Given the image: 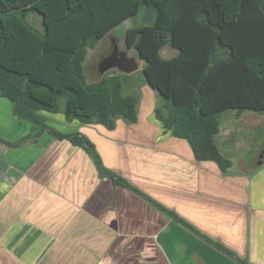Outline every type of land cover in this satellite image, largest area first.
<instances>
[{"label": "crops", "instance_id": "obj_1", "mask_svg": "<svg viewBox=\"0 0 264 264\" xmlns=\"http://www.w3.org/2000/svg\"><path fill=\"white\" fill-rule=\"evenodd\" d=\"M156 106L138 102L137 120L118 117L112 129L58 119L57 113H46L47 124L84 134L105 167L248 264H264V160L250 167L247 147L233 160L245 139L227 131L232 121L215 138L230 167L222 171L213 160H198L187 139L162 128ZM36 130L0 95V139L13 142ZM0 264L237 261L141 195L100 176L84 149L45 130L20 146L0 140Z\"/></svg>", "mask_w": 264, "mask_h": 264}, {"label": "trees", "instance_id": "obj_2", "mask_svg": "<svg viewBox=\"0 0 264 264\" xmlns=\"http://www.w3.org/2000/svg\"><path fill=\"white\" fill-rule=\"evenodd\" d=\"M141 7L153 21L128 27L124 42L144 60L145 82L161 100L155 118L187 139L196 159L213 160L222 171L230 167L215 139L218 114L264 115V0H0V95L13 103L15 116L37 127L13 142L0 140L20 146L45 130L68 140L91 156L100 176L141 195L237 264H248L105 167L87 136L47 124L46 113L61 110L68 121L108 129L118 117L137 120L138 92H124L134 87L130 73L96 69L89 80L86 61L89 49ZM166 45L175 51L170 57L161 55Z\"/></svg>", "mask_w": 264, "mask_h": 264}, {"label": "rangeland", "instance_id": "obj_3", "mask_svg": "<svg viewBox=\"0 0 264 264\" xmlns=\"http://www.w3.org/2000/svg\"><path fill=\"white\" fill-rule=\"evenodd\" d=\"M32 15L36 17V19L33 20V23L37 26H40L39 17L36 14H31V16ZM152 21H153V14L148 13L144 7H141V9L139 10L136 16L129 17L126 20H124L120 25H118L116 28L112 30L111 34L106 35L95 48L89 49L87 55V61H86L87 78L90 80L95 77L94 74H95V70L97 69L96 61L97 59L100 58L102 53L108 51L109 46H112L111 44L112 38L117 40L119 47L121 49H125L124 39H125L126 29L130 26L147 24V23H151ZM128 50H129L128 52L129 55H134L137 57L136 51L134 49L129 48ZM174 53H175L174 49H171L167 45L161 49V55L163 57H170ZM137 62H138V69L130 73V77L134 81V87L131 89H126L124 92H129V91L138 92L139 95L138 102L141 104V107H143V103H145V101L147 100L150 101L152 100L155 104L159 105L161 102L160 98L154 96L146 86L148 84L145 82L144 75L141 71L144 61L137 57ZM61 107H62V102H61ZM60 117L61 118L64 117L62 110L55 115V118L60 119ZM218 120H219L220 128H222L223 132L226 131L224 127L225 124H229L230 123L229 121H232L231 124L228 126L227 131L228 132L230 130L235 131L233 133L234 135L237 136V138H239V136H244L245 140L240 141L242 145H240L237 151L233 153L234 161H236V159L239 158L241 152L244 151L246 147L252 148L250 152V154H252L251 160L254 154L256 155L258 154V151L260 152L261 157H264V115L258 114L254 111L245 110L241 113V115L236 116V111L234 109H227L218 114ZM58 124L59 125L57 129L66 130L65 125L63 126L62 123H58ZM69 128L72 127L69 126ZM254 134H259V135L254 139V141H251V139H253V137L255 136Z\"/></svg>", "mask_w": 264, "mask_h": 264}, {"label": "water", "instance_id": "obj_4", "mask_svg": "<svg viewBox=\"0 0 264 264\" xmlns=\"http://www.w3.org/2000/svg\"><path fill=\"white\" fill-rule=\"evenodd\" d=\"M112 48L111 51L103 56L97 65V69L100 73L108 69H116L123 73H132L138 69L137 57L134 55H129V48L121 49L116 39H111ZM144 61V60H143ZM264 160V157H261L260 152L254 154L252 160L250 159V167H255L257 163H260Z\"/></svg>", "mask_w": 264, "mask_h": 264}, {"label": "flooded vegetation", "instance_id": "obj_5", "mask_svg": "<svg viewBox=\"0 0 264 264\" xmlns=\"http://www.w3.org/2000/svg\"><path fill=\"white\" fill-rule=\"evenodd\" d=\"M111 48H112V46H109L108 51H105V53H102L101 56L103 57V56H105L106 54H108V53L111 51ZM102 57H101V58H102Z\"/></svg>", "mask_w": 264, "mask_h": 264}]
</instances>
